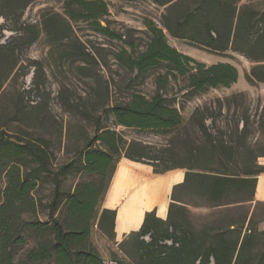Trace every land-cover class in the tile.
Listing matches in <instances>:
<instances>
[{"label": "trees", "instance_id": "1", "mask_svg": "<svg viewBox=\"0 0 264 264\" xmlns=\"http://www.w3.org/2000/svg\"><path fill=\"white\" fill-rule=\"evenodd\" d=\"M35 1L38 0H0V17H13L14 24L19 25L15 29L19 35L0 44V62L17 60L38 38L39 31L29 32L37 30L36 25L19 22L26 7ZM148 1L162 10L159 25L153 19L145 20L148 41L144 49L139 51L135 42L129 41L115 53L114 60L119 67L135 73L134 79H145L152 70L161 71L153 79L155 92L149 98L133 92L126 103L114 105L109 112L117 126L167 137V143L158 147L135 139L126 141L119 132L98 127L74 155V162L53 171L43 146L13 139L0 130V169L5 177V185H0V264H15V254L25 244L26 232L35 241L25 252L27 264H105L89 239L95 223L110 239L114 238L116 212H99L98 206L121 158L148 165L155 174L176 169H184L185 173L183 181L172 188L166 219L158 218L154 210L146 213L139 231L123 241L131 245V250L125 252L126 260L114 264H264V249H256L257 239L264 232L252 228V218L245 225L244 216L211 235L197 232L176 198V193L185 192L213 207L253 201L257 176L264 173V166L257 160L264 155L245 140L249 117L240 118V131L238 122L233 133L223 131L216 115L222 101L216 99L195 108L184 121L173 104L175 99L167 98L166 93L170 82L179 78L188 79L183 94L188 100L208 89L228 88L236 82L232 65L206 66L197 62L171 47L167 36L210 52H223L230 43H241L243 47H231L253 62L246 81L250 85L264 84V27L257 28L244 11L247 7L237 8L241 0ZM66 2L64 16L55 13L42 21L43 32L59 39L63 29L71 28L72 20L81 19L98 34L121 40L123 35L109 28L110 14L104 0ZM80 45L85 52L84 45ZM32 64L37 70L36 83L41 68L37 62ZM262 111L264 115V96ZM29 164L35 166L27 170ZM72 169L89 179L76 183L72 190H63L64 173ZM42 179L53 184L45 221L36 216L35 192Z\"/></svg>", "mask_w": 264, "mask_h": 264}, {"label": "rangeland", "instance_id": "2", "mask_svg": "<svg viewBox=\"0 0 264 264\" xmlns=\"http://www.w3.org/2000/svg\"><path fill=\"white\" fill-rule=\"evenodd\" d=\"M66 1L38 0L23 11L19 22L36 25L37 30L29 32L39 31V36L17 60L10 58L0 62V130H4L13 139L31 141L43 146L48 151L53 171H58L63 164L74 162V155L98 127L115 130L126 141L135 139L158 147L166 144L167 137L117 126L109 112L114 105L126 103L133 92H138L146 98L154 94L153 79L161 71L152 70L147 73L145 79H134L135 73L119 67L114 55L129 41H134L138 50L142 51L148 41L143 23L153 19L159 25L162 10L154 7L148 0H106L111 11L109 28L123 35L121 40L98 34L90 23L81 19L72 20L71 28L63 29V33L59 35L61 38L57 39L54 34L43 32L41 23L55 13L64 16ZM236 5L238 9L247 7L244 11L250 15L257 28L264 27V0H241ZM71 8L77 10L75 6ZM14 21L13 17L8 20L0 17V44L7 43L19 35L15 30L19 25H15ZM167 41L171 47L206 66L228 63L236 70L234 84L228 88L208 89L191 100L183 96L188 86L187 78L171 81L166 88L167 98L175 99L173 104L180 110L184 121H188L195 108L219 99L222 101V109L220 112L216 109L217 125L223 131L233 133L238 122L240 131L243 126L240 118L243 115L248 116L249 128L245 133V140L257 153L264 155V84L250 85L246 81V74L253 62L235 51L231 47L234 43H230L223 52H210L199 45L172 40L168 36ZM80 44L84 45L85 52H82ZM234 46L243 47L241 43H235ZM33 62H37L36 66L41 68L42 73L37 77L36 83L34 74L37 70ZM22 73L26 75L21 76ZM235 95L237 97L233 98ZM263 158H258V164ZM119 162L141 172L154 187L161 181L166 183L170 174L178 175L170 181L169 195L163 198L157 195V204L168 200L169 205L173 185L179 183L185 173L184 169H176L164 174H155L148 165L130 162L125 158H121ZM34 166L27 165V170ZM132 177V171L122 169L111 195L110 202L113 205L125 202L127 197L131 199L138 196L141 179L136 182ZM88 179L72 169L64 173L61 188L72 190L76 183ZM0 185H5L1 169ZM52 190L53 184L50 180H38L35 192L36 216L41 221L47 219V205L51 200ZM106 195L98 206L99 212L105 206ZM176 198L181 202L178 204L184 206L187 211L189 225L197 232L211 235L233 221L239 222L244 216H247L245 225L252 218V228L258 233L264 232V203L253 205L249 201L213 207L202 199L187 196L185 192L180 191L176 193ZM248 199H251L250 194ZM26 217L30 218L29 215ZM127 236L118 240L110 239L95 223L89 241L103 263L108 264L126 260L125 252L131 250V245L123 242ZM25 238V244L15 254V264H27L24 259L25 252L35 241L28 232L25 233ZM143 239L149 241L147 237ZM256 249H264V235L257 239Z\"/></svg>", "mask_w": 264, "mask_h": 264}, {"label": "crops", "instance_id": "3", "mask_svg": "<svg viewBox=\"0 0 264 264\" xmlns=\"http://www.w3.org/2000/svg\"><path fill=\"white\" fill-rule=\"evenodd\" d=\"M104 1L107 3L106 0ZM107 6H108V12L109 14H111L108 3H107ZM171 39L176 40V41H183V40H178L174 38H171ZM167 43L169 42L167 41ZM259 164L264 166V158L261 159ZM122 169L132 171L133 173L132 178L134 181L137 182V180L141 179V181H139L140 182L139 183L140 187L138 189L139 194L138 196H134L131 199L130 197H127L126 201L123 203H120L119 205L117 203L113 205V203L110 202V199H111V195L113 192V188L115 186V183ZM137 172L138 170H136L135 168L129 167L127 165L121 164V162H118L115 172L112 176L113 178L110 181L111 184H109V187L107 189V192H106L107 195L105 194L106 200H105V206L103 207V209L114 210L116 212L115 222H114V238H116L117 240L121 239L124 236H127L130 233L139 231L143 223L146 212H151L152 210H155L156 216L158 218L163 219V220L166 219L167 209H168V200H166L163 203L157 204V200H158L157 195H160L161 198L166 197V195H169L170 193L169 186H171L170 181L173 180V178L178 176V175H175V173L170 174L167 177L168 180L166 181V183L161 181V183L157 185V187L156 186L154 187L153 185H150L148 183L147 177L141 175V172H138V173ZM183 177L179 183L183 181ZM179 183H176V184H179ZM257 203H264V173L258 175L257 180H256L255 190L253 194V201L251 202V204L256 205Z\"/></svg>", "mask_w": 264, "mask_h": 264}, {"label": "built area", "instance_id": "4", "mask_svg": "<svg viewBox=\"0 0 264 264\" xmlns=\"http://www.w3.org/2000/svg\"><path fill=\"white\" fill-rule=\"evenodd\" d=\"M108 264H114V263H108Z\"/></svg>", "mask_w": 264, "mask_h": 264}]
</instances>
